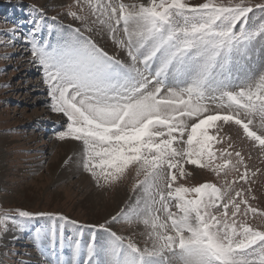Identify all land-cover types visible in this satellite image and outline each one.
Masks as SVG:
<instances>
[{
    "label": "snow or ice",
    "instance_id": "obj_1",
    "mask_svg": "<svg viewBox=\"0 0 264 264\" xmlns=\"http://www.w3.org/2000/svg\"><path fill=\"white\" fill-rule=\"evenodd\" d=\"M75 2L80 12L70 9L68 14L81 22L83 31L61 25L54 40H37V23L31 62L42 67L51 109L66 117V129L57 138L82 142V166L97 186L121 183L132 170L143 176L133 185L142 195L127 201L110 222L145 228L140 247L100 225L108 240L86 248L76 241L75 264L84 255L82 264H264V230L245 219L249 213H264L250 205L244 189L235 190L227 181L223 189L211 182L174 186V170L180 177L188 175L185 163L217 176L244 164L241 151L234 152L232 162L230 140L227 147L214 149L213 141L219 144L224 137L210 134V128L219 132L224 125L239 126L264 152V135L250 127L255 123L264 129V66L243 78L233 68L264 39V20L250 22L249 16L254 8L264 12V4ZM0 32L9 37L0 42L5 46L18 39V28ZM93 32L110 35L127 59L110 55L86 35ZM2 55L7 59L12 54ZM247 177L245 167L239 179ZM15 213L0 210V234L8 231L9 222L21 224L16 216L67 219L19 209ZM44 238L37 230L41 255Z\"/></svg>",
    "mask_w": 264,
    "mask_h": 264
},
{
    "label": "rangeland",
    "instance_id": "obj_2",
    "mask_svg": "<svg viewBox=\"0 0 264 264\" xmlns=\"http://www.w3.org/2000/svg\"><path fill=\"white\" fill-rule=\"evenodd\" d=\"M123 2L147 4L149 0ZM188 2L200 4L205 0ZM217 2L228 4L230 0ZM246 3L258 5L264 4V0H246ZM70 9L80 12L75 0H0V30L18 28V39L13 46L0 43V165L3 170V174H0V210L11 211L13 215L19 209L31 213L60 214L67 218L16 216L21 224H8V227L11 225L15 228V234L13 231L3 243L0 234V264H75L72 247L76 241L86 248L93 241L100 246L108 240V232L101 229L100 225L125 238H131L140 247L145 244V228L142 224L130 225L124 220L110 222L125 208L127 201H134L137 195H142V191L134 190L133 185L143 176L137 177L132 170L121 183L111 187L97 186L82 166V142L57 138V134L66 129V117L51 109L42 67L31 62L30 40L37 23V40H54L61 25L80 27L83 31L81 22L68 14ZM249 16L250 22L264 20V12L259 9L254 8ZM86 35H91L110 55L127 59L124 51L114 44L107 33L93 32ZM8 39L0 32V42ZM6 52L12 54L7 59L2 55ZM238 60L239 63L233 68L241 78L249 70L264 66V39L258 40L246 57ZM250 127L258 135H264V129L255 123ZM208 131L212 135L224 137L219 144L213 141L214 149L227 147L225 141L230 140L233 144L230 149L233 151L232 162L236 161L234 152L241 151L245 158L244 164L239 165L238 170L228 171L227 175L221 172L217 176L208 169L185 163L188 175L180 177L179 170H174L178 177L174 186L183 183L194 187L211 182L223 189L227 181L235 190L244 189L250 205L257 208L258 213H264V152L260 151L258 144L254 145L244 137L242 129L234 124L224 125L219 132L215 128ZM63 143L69 145L68 151L63 149ZM245 167L248 177L240 180L239 176L244 174ZM63 171L62 179L55 182ZM252 172L256 174L253 176ZM230 194L234 195L235 192ZM245 219L254 227L264 230V216L249 213ZM106 221L109 223L105 224ZM37 230L48 238L47 242L45 238L41 241L44 255H41V248L35 239ZM85 258L86 255L79 258L81 264Z\"/></svg>",
    "mask_w": 264,
    "mask_h": 264
},
{
    "label": "bare ground",
    "instance_id": "obj_3",
    "mask_svg": "<svg viewBox=\"0 0 264 264\" xmlns=\"http://www.w3.org/2000/svg\"><path fill=\"white\" fill-rule=\"evenodd\" d=\"M71 144V143H70ZM63 149L65 148V150H67L68 151V149H69V145L68 144H64L63 143ZM1 163V162H0ZM73 165H74V163H73ZM76 165V164H75ZM71 167V166H70ZM3 172V170H2V167H1V165H0V174ZM64 171L63 172H61V174H59L60 176L57 178V180H55V182H57V181H60L61 179H62V176L64 175ZM3 174V173H2ZM58 183V182H57ZM14 231V232H13ZM12 232H13V234H15V232H16V230H15V228H13V227H11V225H9V227H8V231L7 232H4V233H2V235H1V242L3 243V241H5L9 236H11L12 235ZM45 241L47 242L48 241V238L46 237L45 238Z\"/></svg>",
    "mask_w": 264,
    "mask_h": 264
}]
</instances>
